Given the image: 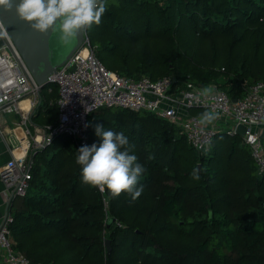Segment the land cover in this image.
<instances>
[{"label": "trees", "instance_id": "obj_1", "mask_svg": "<svg viewBox=\"0 0 264 264\" xmlns=\"http://www.w3.org/2000/svg\"><path fill=\"white\" fill-rule=\"evenodd\" d=\"M88 33L98 58L130 78L216 84L233 99L264 82V0H108ZM52 87L32 114L47 131L59 117ZM97 124L129 137L143 193L84 183L72 137L33 144L28 191L10 205L15 248L32 264H264V173L241 135L218 132L198 151L168 119L104 107L89 116V145L100 142Z\"/></svg>", "mask_w": 264, "mask_h": 264}, {"label": "built area", "instance_id": "obj_2", "mask_svg": "<svg viewBox=\"0 0 264 264\" xmlns=\"http://www.w3.org/2000/svg\"><path fill=\"white\" fill-rule=\"evenodd\" d=\"M0 36L3 39V45H0V114L20 112L23 99L29 96L37 99L42 89L1 19ZM52 78L58 87L59 117L57 124L49 127L38 145L40 147L51 143L57 135L72 137L79 148L89 145L90 114L100 108L117 107L153 112L176 123L198 151L207 150L218 132H226L230 136L237 134V126L242 124L246 128L243 143L249 147L258 172L264 173L263 81L250 85L246 94L235 100L216 84H210L215 87L212 95L203 96L200 93L205 86L185 78L171 75L156 80L148 76L130 78L108 68L98 58L89 33L83 45ZM52 90L53 87L49 86L48 91ZM196 107L219 112L220 115L211 125L202 128L200 116L191 113V109ZM27 160V153L16 156L0 169V179L9 201L25 196L28 191L32 174ZM105 205L108 208L107 201ZM13 222L11 212L0 220V264H32L24 252L15 248L11 233Z\"/></svg>", "mask_w": 264, "mask_h": 264}, {"label": "clouds", "instance_id": "obj_3", "mask_svg": "<svg viewBox=\"0 0 264 264\" xmlns=\"http://www.w3.org/2000/svg\"><path fill=\"white\" fill-rule=\"evenodd\" d=\"M13 5L18 17L30 23L33 29L46 33L51 27L57 31L59 41L70 47L81 29L101 23L108 0H0V6L7 9H12ZM214 91V85H209L203 87L200 94L208 96ZM219 115V112L204 111L199 124L202 128L211 125ZM95 133L100 142L81 146L75 157L82 181L102 191L107 189L112 197L127 192L133 200L139 198L144 190L139 181L146 169L129 137L123 130L106 129L101 124L96 125ZM193 176L199 179L196 170Z\"/></svg>", "mask_w": 264, "mask_h": 264}, {"label": "water", "instance_id": "obj_4", "mask_svg": "<svg viewBox=\"0 0 264 264\" xmlns=\"http://www.w3.org/2000/svg\"><path fill=\"white\" fill-rule=\"evenodd\" d=\"M0 19L42 90L56 85L52 75L83 45L89 31V28L81 29L76 41L68 47L59 41L55 29L50 27L46 33H41L33 29L30 23L21 20L15 12V5L12 9L0 6ZM0 45H3L1 36ZM245 131L244 125L237 126L236 132L239 135L244 136ZM113 222H115L114 218L109 219L108 226ZM105 245L108 251H111L109 239H106Z\"/></svg>", "mask_w": 264, "mask_h": 264}, {"label": "crops", "instance_id": "obj_5", "mask_svg": "<svg viewBox=\"0 0 264 264\" xmlns=\"http://www.w3.org/2000/svg\"><path fill=\"white\" fill-rule=\"evenodd\" d=\"M39 97L36 99L29 96L23 99L20 112L0 114V169L14 157L28 154L30 147L33 144L39 145L44 138L46 128L32 122V114L39 102ZM34 100L35 104H33ZM11 202L12 200L9 201L6 195L5 185L0 179V220L11 212Z\"/></svg>", "mask_w": 264, "mask_h": 264}, {"label": "rangeland", "instance_id": "obj_6", "mask_svg": "<svg viewBox=\"0 0 264 264\" xmlns=\"http://www.w3.org/2000/svg\"><path fill=\"white\" fill-rule=\"evenodd\" d=\"M113 109H115V111H116L117 109H122V108L113 107Z\"/></svg>", "mask_w": 264, "mask_h": 264}]
</instances>
